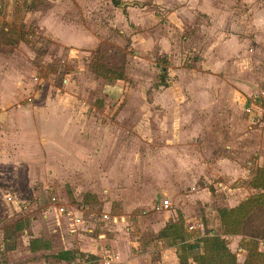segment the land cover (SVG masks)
I'll use <instances>...</instances> for the list:
<instances>
[{
	"label": "rangeland",
	"instance_id": "obj_1",
	"mask_svg": "<svg viewBox=\"0 0 264 264\" xmlns=\"http://www.w3.org/2000/svg\"><path fill=\"white\" fill-rule=\"evenodd\" d=\"M123 1L0 0V264H157L169 246L158 233L180 218L197 235L188 244L224 237L241 264L243 237L257 235L264 253V207L240 234H224L217 212L228 188L257 192L248 182L261 162L245 154L234 182L209 166L236 140L225 136L232 114L264 128V48L252 47L248 87L230 94L234 72L203 66L235 46L215 38L207 13L189 0ZM217 1L248 15L243 0ZM201 251L187 250L188 264Z\"/></svg>",
	"mask_w": 264,
	"mask_h": 264
},
{
	"label": "crops",
	"instance_id": "obj_2",
	"mask_svg": "<svg viewBox=\"0 0 264 264\" xmlns=\"http://www.w3.org/2000/svg\"><path fill=\"white\" fill-rule=\"evenodd\" d=\"M259 1H262L264 6V0H243V3L246 4L249 12L248 15L246 12V14L241 17H228L227 15L232 14V8L225 5L221 1L189 0V3H187V7H193L192 10L194 12L207 13L210 22L209 29L216 39H222L223 41L231 42L235 45L234 48H228L227 43L226 47L225 45L224 47L220 45L217 47L215 52L211 54L212 58L210 60L207 58V53H205L204 59L202 60L203 66L206 68H212V70L219 69L220 71L232 70L234 72V75L230 77L233 83H228L230 87V94H234L239 90H243V88L248 87L244 83V79H247L248 76L244 73L249 72L252 68V47L254 46L255 48H258L259 53H261L264 48V7L262 8V14H252L255 10H258V12L260 11V7H258ZM235 73L239 74L237 75ZM241 74L242 76H240ZM232 105L237 106L235 102L232 103ZM229 122V127L225 136L230 135L236 138V140H233V143H229L230 145L225 146L228 152L226 157L219 158L215 161V163L210 162L209 166L214 172L218 173L217 176L226 178L228 182H234L236 180L238 181V176H245V173L247 172V166L241 163V159L243 160V156H245V154L251 157L254 156L253 160L256 158L255 160L261 162L262 157L264 156V128L260 127L253 130L248 125L249 121L246 118H241L239 116L235 117L234 114L229 117ZM251 137H255L256 141L252 142ZM238 144H240L241 147H239ZM246 163L250 164L251 161L248 160ZM203 174L204 178L207 180H210V178L215 175L213 172H206ZM219 184L223 185L224 183L219 182ZM243 193L244 191L241 187L228 188L227 192H225L227 196L226 206H228V208L233 207L239 204L241 200L247 198V195H242ZM112 236V241L120 243L121 239H119V234L114 233ZM193 241L194 240L190 241L191 244ZM95 245L96 244L92 246L91 250L96 248ZM119 245L122 249H130V245L123 240ZM179 252L180 249L177 246L161 247L159 249L160 260L157 264H180L178 258ZM120 255L121 254H118L117 257L121 262H132V259L129 258L128 255H125L126 258L123 254L121 256ZM189 261L192 260L190 259ZM63 262L64 261H60L54 264H63ZM32 263L33 262H28V264ZM35 263H37V261H34V264ZM144 264H152V262L149 258H146L144 259Z\"/></svg>",
	"mask_w": 264,
	"mask_h": 264
},
{
	"label": "trees",
	"instance_id": "obj_3",
	"mask_svg": "<svg viewBox=\"0 0 264 264\" xmlns=\"http://www.w3.org/2000/svg\"><path fill=\"white\" fill-rule=\"evenodd\" d=\"M113 6L126 8V2L123 0H110ZM104 77L119 79L120 73L111 69H97ZM161 73L165 77L166 71L162 69ZM252 189H258L257 192L243 199L239 204L227 208L217 209L220 224L224 234H240L243 231V223L258 208L264 207V156L260 165L256 168L254 175L249 180ZM245 221V222H244ZM193 232V231H192ZM190 237L193 236L189 233ZM192 234V235H191ZM197 237V235H194ZM193 236V237H194ZM158 237L169 246H176L183 243L185 247H179L178 258L180 264H188L187 250L201 247L202 251L192 256L195 264H240L237 261L236 254L227 248L226 240L220 236H206L201 240L196 238L192 244H188L189 235L186 234L184 221L180 218L179 222H169L158 233ZM257 235L243 237L240 247L246 250V256L241 264H261V257L264 253H257ZM192 240V239H191ZM190 241V239H189ZM31 246V245H30ZM33 250V248H31ZM61 259H71L76 256L69 250L61 251L57 254Z\"/></svg>",
	"mask_w": 264,
	"mask_h": 264
},
{
	"label": "built area",
	"instance_id": "obj_4",
	"mask_svg": "<svg viewBox=\"0 0 264 264\" xmlns=\"http://www.w3.org/2000/svg\"><path fill=\"white\" fill-rule=\"evenodd\" d=\"M257 97V95L255 96V98ZM247 111H249V108L247 109ZM8 196V195H7ZM8 199H11V197L10 196H8ZM163 207H165V208H168L169 206H170V202H169V200L166 198V199H164L163 200V203L161 204ZM65 212V208L63 207V206H59L58 207V210H57V213H59V214H63ZM105 217H107V215H105ZM198 226L201 228V233H202V235L204 234V231H203V226H202V223L201 222H199V224H198ZM193 227H194V229H195V226H193V225H189L188 226V228H189V230H190V232H192L193 231ZM192 230V231H191Z\"/></svg>",
	"mask_w": 264,
	"mask_h": 264
}]
</instances>
